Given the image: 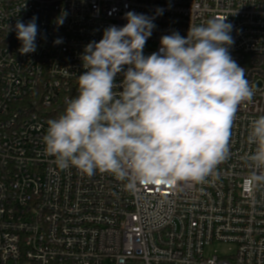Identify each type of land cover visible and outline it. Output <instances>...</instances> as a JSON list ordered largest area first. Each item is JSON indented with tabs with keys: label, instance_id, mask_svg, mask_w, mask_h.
<instances>
[{
	"label": "built area",
	"instance_id": "built-area-1",
	"mask_svg": "<svg viewBox=\"0 0 264 264\" xmlns=\"http://www.w3.org/2000/svg\"><path fill=\"white\" fill-rule=\"evenodd\" d=\"M128 11L155 16L147 55L162 35L186 36L212 17L234 25L230 52L254 95L238 106L228 158L203 184L128 188L111 173L59 170L43 151L47 121L78 94L84 46L125 25ZM33 16L37 51L21 55L15 24ZM260 116L264 0H0V264H264V186L243 184L255 150L247 136ZM216 244L228 250L207 254Z\"/></svg>",
	"mask_w": 264,
	"mask_h": 264
},
{
	"label": "clouds",
	"instance_id": "clouds-1",
	"mask_svg": "<svg viewBox=\"0 0 264 264\" xmlns=\"http://www.w3.org/2000/svg\"><path fill=\"white\" fill-rule=\"evenodd\" d=\"M66 17L62 10L56 26ZM227 18L190 25L186 36L162 35L159 50L146 56L155 16L128 11L125 25L108 26L99 41L87 43L79 56L78 94L47 121L42 137L56 168L89 177L111 173L128 188L214 177L229 156L238 106L254 95L245 68L231 55L234 25ZM36 21L15 24L21 55L37 51ZM247 143L255 150L245 158L251 171L243 184L256 190L264 186V116L251 122Z\"/></svg>",
	"mask_w": 264,
	"mask_h": 264
},
{
	"label": "rangeland",
	"instance_id": "rangeland-1",
	"mask_svg": "<svg viewBox=\"0 0 264 264\" xmlns=\"http://www.w3.org/2000/svg\"><path fill=\"white\" fill-rule=\"evenodd\" d=\"M154 50H155V49H154V47H153L152 45L146 44V45H145V48H144V55L147 56V54H148L149 52H152V51H154ZM215 250H217V251L220 252V253H223V252L227 251L228 248H226V246L216 244V245H214L213 247L208 248V249L206 250V253H207V254H214V251H215Z\"/></svg>",
	"mask_w": 264,
	"mask_h": 264
}]
</instances>
